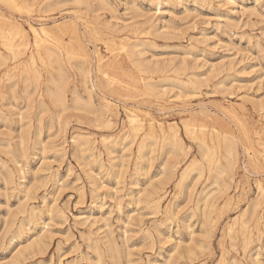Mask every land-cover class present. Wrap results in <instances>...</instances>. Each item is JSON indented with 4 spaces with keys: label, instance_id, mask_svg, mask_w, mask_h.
Returning a JSON list of instances; mask_svg holds the SVG:
<instances>
[{
    "label": "rangeland",
    "instance_id": "1",
    "mask_svg": "<svg viewBox=\"0 0 264 264\" xmlns=\"http://www.w3.org/2000/svg\"><path fill=\"white\" fill-rule=\"evenodd\" d=\"M16 3L0 0V23L30 44L0 38V264H264V0ZM31 23L72 41L70 55L52 46L43 64ZM150 117L177 125L183 148L146 137ZM191 119L227 141L204 150Z\"/></svg>",
    "mask_w": 264,
    "mask_h": 264
},
{
    "label": "bare ground",
    "instance_id": "2",
    "mask_svg": "<svg viewBox=\"0 0 264 264\" xmlns=\"http://www.w3.org/2000/svg\"><path fill=\"white\" fill-rule=\"evenodd\" d=\"M5 1H8L10 4H15L16 5V9H19L20 8V6L19 5H17V0H5ZM24 2H25V4L27 3V2H29V0H24ZM34 2V1H33ZM229 2V1H228ZM78 4V3H77ZM231 4V3H230ZM81 4H79V6H80ZM23 6V5H22ZM21 6V7H22ZM25 6V5H24ZM159 6V5H158ZM33 8V7H32ZM31 8H29V10H30ZM24 10V9H23ZM26 10V9H25ZM28 10V11H29ZM160 10V9H159ZM18 11H20V10H18ZM27 11V10H26ZM27 11V12H28ZM8 17H3L2 19H1V23H0V38H1V44L2 45H4V47H6V48H8V49H10V50H14V47L15 46H17V48L18 47H20V49H19V53H24L25 52V50L27 49V46L30 44V42H29V40L27 39V37H26V34H25V32H24V28L22 27V24H20V23H18L16 20H14V19H10V18H8ZM7 19V20H6ZM21 19V18H20ZM18 20V19H17ZM64 20V19H63ZM62 20V21H63ZM77 20V19H76ZM59 22H61V21H59ZM47 23V22H46ZM77 23V22H76ZM35 24V23H34ZM36 24H38V23H36ZM53 24V23H52ZM51 24V25H52ZM54 24H55V21H54ZM59 23H57V25L56 26H59V28L58 29H63L62 27H60V24L58 25ZM24 26V25H23ZM29 26H30V29L32 30V32L34 33V36H35V40H34V46H35V48H36V53L39 55V58H40V60L41 61H43V64H44V61H46V59H48L49 61H51V57H53V48H52V46L53 47H55V48H57L59 51H61V53L62 52H64V51H66V53L68 54V55H70V53H71V48H72V41L71 42H67V43H65V42H63L62 41V39L60 38V36L59 35H57V34H54L53 33V31L49 28V26H48V24H45V23H41V25L39 26V27H37V26H34L32 23L31 24H29ZM82 31V30H81ZM16 38H18L19 40V43L16 45L15 43H16ZM142 44V43H141ZM136 47H137V44L135 45ZM123 47V46H122ZM121 47V48H122ZM140 47V46H139ZM139 47H138V49H139ZM70 48V49H69ZM124 49H125V47H124ZM106 50H108V49H106ZM1 51V50H0ZM115 51V50H114ZM18 52V51H17ZM93 53V52H92ZM95 53V52H94ZM132 53V52H131ZM63 54V53H62ZM136 54V53H135ZM12 55H14V54H12ZM137 55V54H136ZM139 55V54H138ZM55 56H56V54H55ZM63 56V55H62ZM77 56V55H76ZM14 57V56H13ZM96 57H97V60H98V63H99V65H100V72L102 73V75H103V77L106 79V81L108 82V84L113 88V90L115 91H121L122 89L123 90H127V88H126V86H123L122 85V81H121V79L119 78V76L117 75V74H114V72L112 71V67H111V65L110 64H106L105 63V57L97 50L96 51ZM131 57V56H130ZM15 58H17V57H14V59ZM75 58V57H74ZM78 58H79V56H78ZM84 58V57H83ZM87 58V57H86ZM138 58H139V56H138ZM7 59H9V58H7ZM6 59V60H7ZM71 59H72V57H71ZM34 55L32 54V55H30V57H29V60H28V62H30V63H36V62H34ZM61 60V59H60ZM76 60V59H75ZM137 60V59H136ZM135 60V61H136ZM58 61V60H57ZM86 61V60H85ZM88 61V60H87ZM138 61H140V58H139V60ZM138 61H136V62H138ZM55 62V61H54ZM144 62V61H143ZM3 63H5L4 61H3ZM57 63V62H56ZM58 64V63H57ZM138 64H139V62H138ZM144 64H145V62H144ZM148 64V63H147ZM5 65V64H4ZM78 65V64H77ZM85 65V64H84ZM90 65V64H89ZM157 65V64H156ZM231 65V64H230ZM28 66V65H27ZM50 66V65H49ZM79 66V65H78ZM21 67V66H20ZM23 67V66H22ZM32 67H34V66H32ZM51 67V66H50ZM74 67V66H73ZM82 67V66H81ZM139 67H142V66H139ZM232 67V66H231ZM31 68V67H30ZM29 68V69H30ZM35 68V67H34ZM52 68V67H51ZM79 68V67H78ZM149 68V67H148ZM155 68V67H154ZM19 69V68H18ZM26 69V68H25ZM53 69V68H52ZM61 69V68H60ZM81 69V68H80ZM32 70V69H31ZM30 70V71H31ZM56 70H57V68H56ZM86 70V69H85ZM84 70V71H85ZM91 70V69H90ZM89 70V71H90ZM146 70V69H145ZM152 70V69H151ZM150 70V71H151ZM218 70V69H217ZM26 71H27V69H26ZM82 71V70H81ZM96 71V70H95ZM8 72V71H7ZM25 72V71H24ZM36 72H37V69H36ZM77 72H78V70H77ZM142 72V71H141ZM140 72V73H141ZM39 73V72H38ZM84 73V72H83ZM88 73V72H87ZM143 73V72H142ZM146 72H144V74H145ZM40 74V73H39ZM76 74V73H75ZM90 74V73H89ZM89 74H87V75H89ZM67 76V75H66ZM65 76V77H66ZM84 76V75H83ZM194 76V75H193ZM40 77V76H39ZM80 77V76H79ZM95 77V76H94ZM195 77V76H194ZM89 78V77H88ZM88 78L86 77V79L88 80ZM170 78V77H169ZM196 78H197V76H196ZM37 79V78H36ZM40 79V78H39ZM38 79V80H39ZM84 79V78H83ZM86 79H84L85 81H86ZM143 79V78H142ZM171 79V78H170ZM173 79V78H172ZM175 79V78H174ZM59 80V79H58ZM57 80V81H58ZM65 80H66V78H65ZM80 80V79H79ZM92 80V79H91ZM97 80V79H96ZM163 80H164V78H163ZM206 80V79H205ZM63 81V80H62ZM82 81V80H81ZM84 81V83H87V82H85ZM146 82H147V80H145ZM207 81V80H206ZM90 82V81H89ZM163 82V81H162ZM59 83V82H58ZM61 83H64V82H61ZM82 83V82H81ZM164 83V82H163ZM191 83V82H190ZM193 83V82H192ZM207 83V82H206ZM64 84H67V83H64ZM158 84H159V82H158ZM200 84V83H199ZM198 84V85H199ZM55 85V84H54ZM58 85V84H57ZM61 85V84H60ZM91 85V84H90ZM176 85H178V84H176ZM186 85H188V84H186ZM195 85V84H194ZM62 87H63V85H61ZM88 86V85H87ZM148 85H146V87H147ZM149 86H152L151 84L149 85ZM164 86H165V84H164ZM185 86V85H184ZM200 86H202V85H200ZM58 87V86H57ZM61 87V88H62ZM66 87V86H65ZM182 88H183V86H181ZM189 87H191V86H189ZM194 87V86H193ZM75 88V87H74ZM73 88V89H74ZM85 88H86V86H85ZM90 88V87H89ZM164 88H166V87H164ZM199 88V87H198ZM227 88H229V87H227ZM109 89V88H108ZM153 89V88H152ZM154 89H155V87H154ZM162 89H163V87H162ZM231 89V88H230ZM53 90V89H52ZM60 90V89H59ZM64 90V89H63ZM75 90V89H74ZM73 90V91H74ZM95 90V89H94ZM167 90V89H166ZM165 90V91H166ZM232 90V89H231ZM54 91H55V89H54ZM87 91V90H86ZM157 91H158V89H157ZM157 91H155V93L157 92ZM163 92H164V89L162 90ZM170 91V90H169ZM197 91V88H196V90L194 91V92H196ZM63 92H65V91H63ZM122 92V91H121ZM153 93V92H152ZM159 93V92H158ZM179 93V92H178ZM181 93V92H180ZM186 93H188V92H186ZM193 93V92H192ZM80 94V93H79ZM87 94V93H86ZM160 94V93H159ZM163 94V93H162ZM169 94V93H168ZM63 93L62 92H60L59 91V93H57V99H59V100H61L62 101V99H63ZM81 95V94H80ZM89 95V94H88ZM90 95H91V93H90ZM103 95V94H102ZM53 96V95H52ZM55 96V95H54ZM74 96H76V95H74ZM181 97V96H180ZM246 97V96H245ZM52 98V97H51ZM72 98H73V96H72ZM56 99V98H55ZM130 99V98H129ZM52 100H54L53 98H52ZM73 100H74V98H73ZM80 100V99H79ZM127 100H128V98H127ZM60 101V102H61ZM78 101V100H77ZM250 101H252V100H250ZM256 101V100H255ZM112 102V101H111ZM257 102V101H256ZM58 103V102H57ZM63 104V103H62ZM60 105V104H59ZM73 106V105H72ZM71 106V107H72ZM109 106V108H110V105H108ZM65 109V108H64ZM109 114V113H108ZM127 117H128V123H129V126H130V128L132 129V131L135 133V134H138V132H140V130L143 128V121H142V116H141V114L140 113H138L136 110H132V109H128L127 110ZM60 118V117H59ZM188 118V117H187ZM147 119V118H146ZM60 120V119H59ZM67 120V119H66ZM211 120V119H210ZM79 121V120H78ZM81 121V120H80ZM98 121V120H97ZM66 122V121H65ZM183 122H185L184 120H183ZM67 123V122H66ZM68 123H69V120H68ZM67 123V127H68V124ZM105 123H106V126H111V124H112V119H110V118H107L106 119V121H105ZM157 123V124H156ZM171 124V123H170ZM184 124V123H183ZM187 124V123H186ZM185 124V125H186ZM190 126H193L192 127V129H190V127H189V129H190V133H192L195 137H196V140L198 139V141H199V143H200V145L204 148V150H206V151H209L210 149H211V147L209 146V143H208V141L210 140V142H211V144L213 143V147H214V145L215 144H217L216 145V147L217 148H219V147H221V142L223 141V140H226V137H227V135H223L220 131H219V129H216V128H214L213 127V129L214 130H210V129H208V126L206 125V124H200V126L198 127V128H196V123H195V121L194 120H190V124H189ZM61 126V125H60ZM101 126V125H100ZM113 126V125H112ZM67 127H66V129H67ZM177 127V125L175 126V124L173 125H169L168 127H166L162 122H160V121H155L154 120V118H152V117H150V122H149V130H150V132L149 133H147L146 134V137H148V136H151V135H153V134H155V132H156V130L158 129L159 130V132H160V135H161V137L163 138V140H167V141H169V140H171L172 142V144L174 145V147L175 148H178V149H182L183 148V145H182V141H181V139H180V137H179V130L176 128ZM109 128V127H108ZM179 128V127H178ZM180 129V128H179ZM258 131V130H257ZM65 132H66V130H65ZM81 132V131H80ZM208 132V133H207ZM151 134V135H150ZM188 134V133H187ZM191 134V135H192ZM257 134V133H256ZM81 135V134H80ZM126 135H128V137H129V133L128 132H125V133H122V134H119L118 136H115V137H113V136H109L108 138H104L103 140H104V142L106 141V140H112V141H115L117 138H124ZM141 135V134H140ZM87 136V135H86ZM135 136H137V135H135ZM208 136H209V138H208ZM90 137V136H89ZM154 137V136H153ZM223 137H224V139H223ZM81 138V137H80ZM82 138H83V135H82ZM85 138V137H84ZM87 138V137H86ZM136 139L138 138V137H135ZM134 138V139H135ZM161 138V139H162ZM233 139V138H232ZM80 140H82V139H80ZM94 140V139H93ZM144 140H145V138L143 139V141L142 142H144ZM72 141H74V142H78L79 140H78V137L77 136H74L73 137V140ZM136 141V140H135ZM167 141H164V143L165 142H167ZM194 141V140H193ZM227 141V140H226ZM83 142H85V141H83ZM75 143V144H76ZM106 144V143H105ZM135 144V143H134ZM154 144V143H153ZM158 144V143H157ZM156 144V145H157ZM165 145V144H164ZM171 145V144H170ZM85 146V145H84ZM143 146V143H141L140 144V148ZM153 146V145H152ZM158 146V145H157ZM264 146V145H263ZM80 147V146H79ZM146 147H147V144H146ZM149 147V146H148ZM153 147H155V146H153ZM185 147V146H184ZM188 147V146H187ZM199 147V146H198ZM212 147V148H213ZM229 147V146H228ZM152 148V147H151ZM230 148V147H229ZM80 149V148H79ZM145 149V148H144ZM61 150V149H60ZM149 150H151V149H149ZM214 150V149H213ZM154 151V150H153ZM156 151V150H155ZM186 151H188V149L186 148ZM219 151V150H218ZM173 152H174V150H173ZM172 152V153H173ZM152 153V152H151ZM184 153V152H183ZM203 153V152H202ZM229 154H228V156L229 157H232L233 159L235 158V154L233 153V150H230L229 152H228ZM245 153V152H244ZM247 153H249V152H247ZM11 154V153H10ZM182 154V153H181ZM204 155V154H203ZM206 155V154H205ZM214 155V154H213ZM212 155V156H213ZM178 156V155H177ZM181 156H184V155H181ZM23 157H25V156H23ZM201 157V156H200ZM214 157V156H213ZM187 158V157H186ZM204 158V157H203ZM207 158V157H206ZM206 158L204 159V160H206ZM170 159V158H169ZM236 159V158H235ZM186 160V159H185ZM196 160V159H195ZM209 161V160H208ZM242 161V160H241ZM199 162V160L197 161V163ZM216 162H217V165L219 164V159H218V157H217V159H216ZM102 163V162H101ZM242 163V162H241ZM244 163V162H243ZM207 164H208V162H207ZM21 165V164H20ZM163 165H165V164H163ZM176 166V165H175ZM209 166V165H208ZM179 167V166H178ZM177 167V168H178ZM185 167V166H184ZM219 167V166H218ZM189 171V170H188ZM226 172H228V171H226ZM225 171H224V173H226ZM168 173V172H167ZM225 175V174H224ZM251 175V174H250ZM182 176V175H181ZM180 176V177H181ZM167 177V176H166ZM167 183V182H166ZM181 183V182H180ZM183 183H184V179H183ZM225 184V183H224ZM257 186H258V188H259V190H262L263 189V187H262V184H261V182L260 181H258L257 182ZM228 187V186H227ZM177 188V187H176ZM178 189V188H177ZM165 190V189H164ZM228 190V189H227ZM230 190V189H229ZM228 190V191H229ZM148 192V191H147ZM217 192V191H216ZM224 192V191H223ZM161 193V192H160ZM29 194V193H28ZM211 194V193H210ZM146 195V194H145ZM212 195V194H211ZM211 195H209V196H211ZM208 196V195H207ZM258 196V195H257ZM151 197V196H150ZM154 197V196H153ZM231 197V196H230ZM210 200V199H209ZM228 200V199H227ZM205 201V200H204ZM206 202V201H205ZM205 202H204V204H205ZM229 203V202H228ZM255 203H256V201H255ZM162 205V204H161ZM259 205H260V203H259ZM58 206V205H57ZM227 206V205H226ZM225 206V207H226ZM258 206V205H257ZM175 207V206H174ZM230 207V206H229ZM174 210V209H173ZM219 211H220V209H219ZM226 211H227V209H226ZM221 212H222V210H221ZM175 213V212H174ZM220 213V212H219ZM176 214V213H175ZM65 215V214H64ZM169 216V215H168ZM204 216V215H203ZM65 217V216H64ZM176 217V216H175ZM136 218V217H135ZM65 219V218H64ZM186 220V219H185ZM87 221V220H86ZM182 221V220H181ZM82 222V221H81ZM184 223H186V222H184ZM187 224V223H186ZM84 225V224H83ZM187 226V225H186ZM88 227V226H87ZM94 227V226H93ZM236 231V230H235ZM91 233V232H90ZM150 234V233H149ZM191 235H192V233H191ZM208 237V236H207ZM165 239V238H164ZM166 239H168V238H166ZM165 239V240H166ZM115 244V243H114ZM115 245H117V244H115ZM114 245V246H115ZM113 249H114V247H112ZM97 251V250H96ZM115 251V250H114ZM116 253V252H115ZM98 256H99V254H97ZM259 260V259H258Z\"/></svg>",
    "mask_w": 264,
    "mask_h": 264
}]
</instances>
